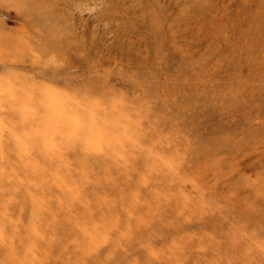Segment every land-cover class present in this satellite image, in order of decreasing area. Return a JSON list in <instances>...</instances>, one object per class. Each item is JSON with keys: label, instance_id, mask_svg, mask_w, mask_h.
<instances>
[{"label": "rangeland", "instance_id": "1", "mask_svg": "<svg viewBox=\"0 0 264 264\" xmlns=\"http://www.w3.org/2000/svg\"><path fill=\"white\" fill-rule=\"evenodd\" d=\"M115 1H85L81 8L70 3L62 17L54 21L47 10L24 13L0 0V55L7 57H0V153L14 144L12 124L19 115L14 119L12 110L16 108H11L10 102L15 99H20V115L31 119L24 124L20 138L27 144L24 153L31 155L32 148L36 149L30 136L33 132L42 129L58 135L62 130L63 140L57 147L67 162L73 157L68 153L80 147L77 134L86 120H93L98 130L113 127L102 120L110 99L111 108L125 122V126L113 128L117 139L114 137L111 143L117 145L118 152L111 158L128 170L118 172L120 175L105 188L120 190L121 181L132 177L135 164L149 158L171 171H157L150 180L169 183L170 195L161 203L171 205V199L179 194L186 204L203 198L206 207L195 217L188 214L169 225L155 223V218L165 216L167 209L153 211L147 233L125 235L124 242L113 247L111 232L95 242V250L82 264H222L228 258L237 264L251 256L246 251L225 248L227 237L238 246L253 245L264 255V243L254 244L255 237L264 238V223H254L230 204L236 201L238 191L226 190L214 201L206 195L211 189L219 191L216 187L225 181L227 170L233 171V177L243 175L256 180L262 174L264 0H224L221 12L209 13L214 24L200 44L187 49L181 40L174 44L171 32L181 6L189 0H139L146 9L143 24L134 35L141 38L142 54L125 53L115 44L114 29L119 24L105 19L108 12L116 11ZM43 20H51L56 27L63 23L66 33L50 38L39 24ZM63 40L71 41V46L60 47ZM49 48L58 54L44 57ZM41 87L50 94L43 95ZM47 96L53 98L50 103ZM86 100L95 105L86 106ZM44 116L47 118L41 122ZM153 129L162 130L161 134L148 142L146 136ZM130 136L137 137L129 140ZM155 142L165 146L173 142L170 151L178 152L176 160L167 161L157 153L146 157L148 143ZM104 147L105 143L99 141L93 148L98 151ZM98 161L94 155L85 158L79 166L80 176L86 181L100 177L102 170L98 168L85 172L87 166H96ZM0 165L9 180H14L12 163L0 159ZM213 166L217 173L204 175L202 171ZM105 171L113 172L111 167ZM197 183L202 187L197 188ZM10 186H3L5 195L0 202V264H71L73 250L61 246L52 251L58 239L44 247L30 242L21 249L23 243L16 229L24 227L31 235L37 232L45 237L54 234L51 228L38 229L40 215L27 223L25 202L18 205L16 214L12 213L15 199L21 194L16 191L17 182ZM148 187L149 180L144 179L142 191ZM116 200L109 199L112 203ZM212 230L215 235H211ZM205 233L211 236L202 241ZM173 234H179L177 239H171ZM68 238L77 243L82 237L77 231ZM189 244L194 246L184 248ZM172 245L173 251L167 254Z\"/></svg>", "mask_w": 264, "mask_h": 264}, {"label": "bare ground", "instance_id": "2", "mask_svg": "<svg viewBox=\"0 0 264 264\" xmlns=\"http://www.w3.org/2000/svg\"><path fill=\"white\" fill-rule=\"evenodd\" d=\"M7 3L14 4L13 6L26 13L31 11H42L47 10L51 13L52 19L62 17V11H66L70 3L74 4V7L81 8L85 5V1L95 0H4ZM159 3H165L166 0H158ZM224 0H189L183 3L180 12H178L176 18L173 21L171 39L175 45L179 40L183 42L185 49L189 46L200 44L203 40L205 33L210 30V26L214 23L209 20V13L213 12L217 14L221 12V4ZM67 3V4H66ZM116 11L108 12L105 15V19L112 22H117L119 26L114 29L116 34L115 44L121 47L125 53L142 54L143 48H141V38L134 35L135 30L142 26L143 16L145 15V5L141 4L139 0H117L114 3ZM223 9V8H222ZM30 16V15H28ZM31 17V16H30ZM39 24L46 31V34L51 38L52 36H62L66 33L64 24L58 27L54 26L51 20L40 21ZM83 38V37H82ZM76 39V38H75ZM73 39V40H75ZM84 39V38H83ZM77 41V40H75ZM74 42V41H73ZM80 42V41H77ZM71 41H65L60 47H70ZM79 44L76 43V46ZM47 46V45H46ZM48 47V46H47ZM81 47H78V49ZM37 50V49H36ZM49 48L45 49L47 54L55 51H51ZM40 53V52H39ZM9 57V55H7ZM0 57H6L0 55ZM7 58V57H6ZM5 59V58H4ZM40 92L43 95L50 94L47 88L41 87ZM102 93V92H101ZM42 95V94H41ZM47 103L51 102L53 98L47 96ZM109 99V98H108ZM110 99L105 105L106 113L103 115L104 121L111 122L112 126H103L101 130H98L93 125V120L84 122V126L77 134L79 136V146L75 152L68 153L72 155V161L67 162L62 158L61 151L57 147L60 144V140H63L62 136L64 133L60 130L58 135L46 133L42 129L37 132H33L32 139L36 149H33L31 155H27V147L25 142H20V138L23 136V127L25 123L31 119L28 116L20 115L17 110L20 99H15L10 102V107H15L12 110V115L15 118L19 115L18 120H13L12 138L14 144L11 148L5 147V152L0 153L1 160L12 163L14 167V180L8 178V173L2 171L0 165V202L3 201L5 191L4 185H11L12 182H17V190L21 196H18L15 200L17 205L12 209V213L18 212V205L20 203H26L27 209L23 213L28 219V224H31L38 215L41 216L39 220V230L51 228L54 235L43 236L41 233H33V237L26 228H21L20 231L14 230L20 235L22 241L21 249L25 248L30 242L44 247L56 239L59 243H54V250L60 249L61 246L73 250L72 263L71 264H82L87 257L91 256L93 250H95V242L105 239L108 235L113 232L114 236L111 238L110 244L114 247L119 242H124L123 236L128 234H141L147 233L150 230L148 221L150 220L151 213L153 211L160 212L161 210L167 209L165 216H158L155 218V223L161 225H169L172 223L179 222L182 216L193 215L194 217L198 214V211L205 209L206 204L201 199L195 201H189L188 204L183 202L181 195L177 194L175 197L172 195L171 205H164L163 200L169 197L168 182H152L150 181L153 176H156L157 171L170 173V169H166L162 164L155 160L142 159L139 163L135 164V170L132 171V177L129 181H121V189H107L105 184L116 179L120 173L126 172L128 169L126 166H120L111 157L117 154V145L112 144L113 139H117L116 132L113 128L125 126V122L118 117L116 111L110 106ZM88 107H93L94 102L84 101ZM89 104L91 106H89ZM48 105V104H46ZM95 105V104H94ZM97 105V104H96ZM47 108V106H46ZM48 112V110L46 111ZM118 117V118H117ZM46 116L43 117L41 122H45ZM53 115H50L49 119L52 120ZM30 119V120H29ZM155 120V119H154ZM153 122V120H151ZM150 122V123H151ZM70 123V122H69ZM90 123L92 125H90ZM130 125H135L136 122L129 120ZM68 124V123H66ZM159 125L157 124V129ZM71 127V126H70ZM137 127V126H136ZM162 130H154L151 134L146 136V141L151 142L152 138L158 137ZM115 137V138H114ZM137 137V136H136ZM127 137L129 140L135 139ZM99 141L105 143V147L94 151V144ZM172 143L168 146L155 143H148V147L144 150L146 157L151 153H157L159 157L170 161L176 160L175 156H178V152L171 149ZM160 145V146H159ZM173 153L174 156L170 155ZM94 155L99 163L89 165L86 167L85 172L98 168L102 170L100 177L86 181L85 178L80 176L79 166L85 158H89ZM144 157V158H146ZM111 167L112 173H107L105 169ZM212 168V167H211ZM262 174L258 180L255 178L244 177L238 175L233 177V171L227 170L224 173L225 181L221 184L219 191L208 190L206 195L209 199L214 201L218 198L217 194L224 195L226 190L238 191L235 193L236 201L230 203L232 207L238 209V212H244L246 217L254 223H264V164L262 165ZM187 172V170H186ZM204 175H215L216 168L204 169L202 171ZM94 173V172H93ZM170 178V177H169ZM144 179L149 180V187L142 191V181ZM152 182V183H151ZM197 188H201L200 183L195 184ZM11 187V186H10ZM215 188V189H216ZM147 190V191H146ZM161 193V194H159ZM7 194V193H6ZM250 194L251 196H248ZM111 197L117 199V203L109 201ZM40 206V207H38ZM262 207V208H261ZM261 208V209H260ZM2 214L0 213V219ZM92 220V222H91ZM153 220V219H152ZM31 221V222H30ZM92 223L89 226H85L87 223ZM154 222V221H153ZM41 228V229H40ZM214 230V229H213ZM211 231L212 234H216V231ZM12 231V230H11ZM77 231L81 234V240L77 243H72L69 240V236L74 235ZM210 234H204L202 241H205L206 236ZM179 234L171 235V239L175 240ZM84 240V241H83ZM107 240V239H106ZM257 243V244H256ZM264 243L263 237H255L254 244L259 245ZM193 244H189L184 248H191ZM225 248L228 250L246 251L251 254L249 258L240 260L237 264H264V255L259 254L254 250L253 245L238 246L231 242L230 238H225ZM173 245L168 246L167 254L173 251ZM44 251V250H43ZM110 251V250H107ZM222 264H234L230 258L223 260ZM94 264H98L95 262Z\"/></svg>", "mask_w": 264, "mask_h": 264}]
</instances>
